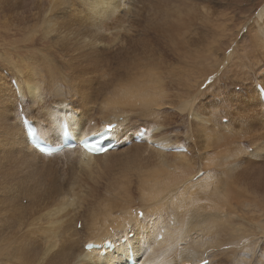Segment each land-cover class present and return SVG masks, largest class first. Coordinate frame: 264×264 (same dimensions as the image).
<instances>
[{
  "label": "rangeland",
  "instance_id": "374dc122",
  "mask_svg": "<svg viewBox=\"0 0 264 264\" xmlns=\"http://www.w3.org/2000/svg\"><path fill=\"white\" fill-rule=\"evenodd\" d=\"M34 1L37 2L38 0H34ZM198 4L199 3H196V6H198ZM152 5L153 3L150 4L147 1L140 2L137 5L131 3L130 5L132 9L131 12H133V14H131V21L128 20L126 18L127 16L122 13L117 15L120 18V20L118 21V23L114 25H122L125 28H129L127 34H125L124 30L120 28L116 32V34H118L117 38L114 39V36H111V34L108 35V33H110V31H112L115 26L112 24L106 26L107 38L104 40L105 47L103 53H99V55L95 53H91V62L97 58V61L95 62V64H93L94 67L92 66L91 68L92 73H90L91 70L86 71L83 70L81 67L80 68L78 67V65L82 61V57L81 58L75 57V60L69 58L71 55H68V51L65 48L66 44L65 45L63 43L56 44L52 42V40L50 39L51 37H44L42 31L40 30V24L35 25L36 28L35 27L31 29L26 28V31L25 29L18 30L16 27L13 26H10L9 29L5 27L3 24H5V22H7L8 24L10 23L12 24V22L15 19L13 17H10L11 15L9 14L5 15L3 13H0L1 14L0 15V262L1 263L10 262L9 258L13 252L12 251L13 247L18 253L20 252L28 253V255L32 257L38 255L40 250H45L48 248L50 249L51 254L49 253L50 257H47L46 262L52 261L57 264H61L62 261V264L66 263L68 260V258H66L68 254L62 252V250H65V248L68 249L67 236H70L71 230L73 231L74 235L76 232L78 235L76 234L75 235L76 237L75 236L71 237V239L75 241V247L76 245L80 247L78 241L85 239L86 232L84 233V231L79 229L78 232L76 231L77 220L79 221L81 219L83 220L84 214L87 212L89 207L94 202L100 201L101 203H104L105 200H107L106 198L109 195L107 191H105V189H107L106 186L107 184H110L113 180L114 182L116 180H120L121 182H123L129 179L125 177L123 173L125 172L123 168L126 166V163L121 162L120 161L121 159H117V158L122 156L123 159L125 155L126 156L133 155L132 150L123 151L126 149H119V151H117L116 154L118 155L116 156V159L112 160L109 158L111 166L108 169L106 168H99L97 170L94 169L93 172L96 173L92 172L91 175L88 172L81 170L78 167L77 163L75 164V162H73V158H74L73 155H70L68 157L59 155L53 158L41 159L40 161L34 163H30L29 161L25 160L26 157L24 156L28 157V155H26L28 153L24 149L23 145L20 144L19 137H17L18 136L17 128H19L20 125L18 121L19 115L20 116L29 115V117L31 116L32 118L38 117V120L41 118L39 121H43L42 112L39 109L32 108L29 99H27L26 96L21 97L17 92V88L15 92V88L13 85L14 81L15 83H17V85L20 84V82H18L17 80H19L20 77L26 74L29 65L35 66L37 63H39L37 64V66L41 65L40 67H42V69L45 70L46 68L51 69L53 73L51 74V77L53 76L54 78L52 79L53 80L57 79L58 81L57 87L58 89L60 88L59 89L60 94L57 96V98H52L50 96L49 89L51 86L49 84L41 83V80L37 81L39 85L38 94L41 98V106L46 111L45 112L46 114L53 111V109L57 107L58 103L60 104L61 102H65L67 105L73 106L74 109H76L78 112L81 113L84 110L82 109V103L84 100V96L82 95L87 92L88 93L90 92L89 97L91 98L93 97V99H91L93 107H91V109L89 110L85 109L86 111L84 110V112L86 113L88 111L87 112L88 117L90 116L91 118L98 119L97 121L99 120L102 121L103 116H101L100 113L101 106L104 104L106 105L107 103L109 104V102L114 98V95L116 94L115 92L116 87H118L119 85L132 88L130 90L136 95H138L139 100L146 99L145 101H151V102L155 100L154 105L144 104V106L146 105L145 108H148V112L142 115L140 111L141 110L143 111V108L135 107L134 111H132L131 109H127L122 106L121 107L115 106L114 108L116 109H114V114L119 115L120 113H122V114L131 115L128 118L129 123L127 122V124L124 125V127L129 128L127 130L128 135L130 134L129 132H131V134L135 133V131L138 130L137 127H140V130H142L145 128L148 129L150 125H153L154 127L157 128V132L155 134L157 139L164 142H168L169 144L179 143L187 147L189 149V152H187L186 148L183 147L185 151H183L182 153L189 158L187 159H188V163L190 162L189 164L191 166L187 165L186 168H183L185 170H183L181 167L176 166L178 165L177 163H173L174 165L172 164L171 166L175 168H179L180 171L178 172V174L182 175V177L179 179L180 180L183 179L185 181L187 180L186 183L190 184L189 187H191V189H194L193 191H195L196 187H200L202 185V184L200 185L199 182L201 180L203 181L207 175L209 177H211V175L214 176L220 175L219 177L223 176L222 173L217 174L220 173L221 171H219V169H217L213 164L208 165L204 161L206 160V158L213 157L214 155L217 154L221 155V153L224 154V152L230 150L232 146L234 148L242 147L248 153L253 151L256 145L258 146L264 144L263 143L264 142V105L261 106L257 102V98H254L255 97L254 95L252 96V94L255 92L254 89L255 84L257 82H261V83L264 82V61H262L264 58V53L260 49V41L262 40V37L259 34L254 33L257 32L255 27L256 15L259 12V10L264 6V0H226V1L214 2V3H209L208 1H205L204 4H199V6H205L206 8H209V13H210L209 15L211 17L207 18L206 20L208 21L203 24L199 19H197L198 21L194 20V22L192 23L193 25L191 23L189 24L191 32L196 31V33L194 32L195 34L193 33L194 36H191V39L194 38L193 39L194 42L192 40V46H190V49H193L195 51L196 50L195 48H197V50L201 48V50H199V53L206 55V59H204L203 61L202 58L199 59L200 56L199 57L197 56L198 57V58L196 57L197 59L193 58L195 56H191L189 62L188 61L182 62L176 56L173 57V55L170 54L166 55L160 52L161 50L158 48H161V45L158 47L154 46V48H152L153 46L150 45L149 42L150 40H148V37L144 33L146 31L145 27L148 24V20L154 19V21H157L159 19L157 21L158 24H160V21L163 20V17L158 19H156L155 17H151L150 8ZM218 12L219 13L221 12L222 15L217 14ZM17 13L19 15L20 10H18ZM3 16L8 20L6 21V19H4ZM50 16L57 23L58 22L61 23V21H65L67 17H74V18L77 17L74 14V11L69 12L66 17V11L60 5H55L53 7V10L50 12ZM215 17H217L216 21H215ZM222 17H224V19ZM2 18L4 20H2L1 22ZM179 18L181 19L182 23L186 22L187 17L180 16ZM182 18L184 19V22ZM166 19L167 20L161 21L162 24L163 23L171 24L172 21L174 22L173 18L171 17H167ZM170 20L171 22H169ZM35 22L38 24V21ZM207 23L208 24L211 23V24L208 25ZM203 25H205L206 30L212 31V29L215 28L214 29L215 31H213L212 33H208L207 34L208 36H206V34H204L205 28L203 27ZM211 25H215V26H212L213 28H211L209 27ZM184 26L188 27L187 24H184ZM195 27L196 30L194 29ZM198 32H200L199 35L200 37L198 36L199 34ZM201 35H204L205 37L203 38ZM132 38H134L135 41L136 39L137 41L138 39L140 40V38L143 40L145 39L143 46L136 49L138 43L133 42V40H131ZM196 38L197 40L200 41H197ZM250 38L253 42L250 40ZM196 41L200 42L201 45L199 43H196ZM201 41L204 42L205 44L202 45ZM195 44H198V46H196ZM122 45H124L125 48L124 50H122L123 49ZM211 47L214 50L210 49ZM258 47L259 49H257ZM211 50H212L211 52L212 55H210ZM96 55L100 57L98 58ZM258 56L262 58H258ZM44 57L48 61H46ZM125 61H126V65H125ZM123 64L126 67L125 69L124 67H122ZM200 65L202 67H199ZM154 66L157 67V69L154 68ZM220 67L223 68L220 69ZM233 67L235 68L234 70L238 69V71L234 73ZM256 67L258 68L256 69ZM38 70L39 72H41V69L38 68ZM128 71L129 73H127ZM241 71L244 73L241 74ZM18 72L20 73V76ZM123 72L125 73L123 74ZM130 72L136 74H131ZM230 74L233 75L231 76ZM27 75L31 77V80L37 79L36 77H34L33 74H27ZM173 78L174 80L171 81V79ZM135 79L139 83L138 82L136 83ZM47 81L48 80L46 79V82ZM151 81L152 83H150ZM129 84L132 86H129ZM159 85H161L162 87H160ZM148 87L151 88L149 89ZM160 88H162L163 90L162 92L163 96L162 94L161 95L159 94V91H162ZM81 89L82 90L85 89L86 91L84 90L83 92ZM133 89L135 90V92ZM150 93L152 94V96H149L151 95ZM92 100L96 102L94 103ZM96 106L100 107V109H98V107ZM138 109L140 111H138ZM186 109H188V112L191 110L190 111L191 113L190 112L185 113ZM252 111L254 112V114L256 113L257 114L254 115ZM193 113H198L205 120H207L206 119L207 116H209L208 118H211L209 119L210 123L208 122L209 124H207L208 126L206 125V127L208 128L207 129L208 134L211 137L212 135L213 137H215L218 134H220L221 136L224 135L222 133L223 132L222 130L225 129L222 128V126L224 125L228 126L227 127L228 129L227 128L225 129L227 131H229V129L231 128L230 132L232 134L233 132L236 135H237L236 132L240 134L239 131H242V128H243L242 132L244 133L241 132L240 135L238 134L240 138L238 136L237 137L235 136L236 139L233 134L232 137H234V139H232L231 137L232 140H230L229 142L222 141L221 136L218 135L219 136L218 141H220L219 138L221 139V142L220 143L218 142L220 145H218V143L214 145L215 142L211 145L212 141H215L217 139L212 137L215 140H212L210 142L207 141L208 140L207 139L206 140L207 142L204 141V136L202 135V133L198 131L196 132L198 126L196 120L193 118ZM248 113L251 115H248ZM257 116H259L258 117L259 119L257 118ZM256 118L258 119L257 122L260 124H257V122H255ZM94 122L95 121H92L89 125L93 126ZM253 122L255 123V125L253 124ZM191 123H194V125ZM195 123H196V127H195ZM243 124L244 127L242 126ZM193 127H195V129ZM219 130L221 131V133H219L220 132ZM245 131L248 132L246 133ZM214 134L216 135L214 136ZM242 134L246 136L244 137V135ZM247 134L249 136H247ZM250 136H252V138H250ZM202 143H207L208 145L210 144L211 147L206 148L207 150L203 149L201 146H199ZM141 146L145 148L150 147L152 149H156L155 147L151 146V144L144 142L141 143ZM125 147L128 149L131 148L130 142L125 144ZM165 154L174 155V152L167 150ZM168 159L173 160L174 158L173 156H169ZM153 160L154 157H149L148 160H137L133 164L129 165L130 167L128 168L129 177H130L129 182L131 184L129 191V198L130 200L133 201L132 205L135 207H142L141 201L137 199L139 197V192L136 190L138 183V179H137L138 168L136 165L145 166L148 165L150 161L152 163ZM238 160L240 161L241 166L238 169L239 171L237 170L236 173L233 175V179L235 180V183L237 184V186L239 185L240 188L242 187L241 189H243L245 187L244 185H246V188H244L243 191L245 192V194L248 193L249 194V195L247 194L248 196L250 197L253 196L258 198L260 197L261 199L262 197L260 194L258 196V194L256 193L249 192V190H251L252 188L251 187L253 185L252 181L257 182V184L264 185V158L253 160L251 159V157L249 158L247 155L243 154L240 156V159ZM198 172L199 174L191 180L192 175L194 176ZM188 176L190 178H188ZM50 177L52 179H50ZM166 178L168 179V181ZM177 178L178 177H176V175L174 174V176L171 179H169L168 177H164L161 178V181L165 180L162 183H168V186L172 188H178V186H180L181 188V185H184L185 183L182 184L181 182H178L179 179L177 180ZM70 186H72V189L76 194L74 200L75 204H77L80 207L77 208L76 205L73 206L75 210H72L71 213H69L66 217H64L65 224L62 225L63 226L62 228L65 227L64 229L66 230L64 233V229H61L60 227H57L58 228L57 229L56 226H50L49 223L51 220L45 217L42 218L41 214L46 210V208H51V205H54L58 202V198L60 197L58 195V192L60 194L61 192L62 193L67 192V189L69 191ZM195 192L198 193L196 194L193 193L194 194V195L192 194L193 198L195 196V199L200 198L199 200L203 202L202 201L204 197L203 193H201L202 194L201 195L199 191H195ZM55 195H58V197ZM39 213L40 215H38ZM242 214L240 217L242 218L241 222L238 221V223L239 224L243 223L246 233L256 234L261 237H264V228L261 229L257 225V222L264 220L263 218L264 216L262 217L260 213L253 214L248 211H245ZM192 217L193 220H191L188 230L190 229L191 233L193 234L192 236L195 238L196 236L199 235L200 229L198 226H201L200 228H202L203 225H205L207 221L210 220H206L207 218L202 220L201 215H196ZM168 218L170 219V215ZM201 220L204 222H201ZM170 222H172V220H170ZM193 223L195 226L193 225ZM191 225L194 226L193 229L195 230V232L194 230H191ZM69 226L71 229L70 228L68 229ZM73 226H75L74 227L75 230L72 229ZM48 227L49 228L52 227L50 228V231ZM41 231L43 233L45 232L44 235L43 233H38ZM41 236L44 238L41 239L42 238ZM157 239H159V236ZM263 239L264 238H262L258 242L249 243V246L253 248L252 250L251 247L250 249H244L247 252L248 250H251V252H249L251 253V258L249 260L250 264H256L257 260H255L254 258L257 259L256 257L257 253H259L260 251V249L257 250L256 248H260L261 246H262L261 248H263ZM50 240H53L55 242L53 243V241ZM203 240L206 241V238H203ZM26 242L28 243V245ZM255 243L257 244V246ZM201 246L203 249L199 247L196 256L199 255V257L202 258H206L207 256L209 260L207 258L206 259L209 262L211 261L209 264H213L214 262H216L214 264H217V262L219 263L220 261H222V263L220 262L219 264H231V259L222 260L225 257H223L224 255H222L220 252L214 250L213 248H211L210 250L205 245H201ZM2 247L3 249H1ZM51 248L54 249L51 251ZM201 250H203V252ZM58 251L60 252L61 257L59 256V253L58 254L56 253ZM54 252L56 254H54ZM182 252L187 253L188 251L183 250ZM209 253H210V257H209ZM192 255L193 254H191V256ZM195 258L196 257H193L191 260ZM11 261L12 264H19L20 262L17 261V259H13Z\"/></svg>",
  "mask_w": 264,
  "mask_h": 264
},
{
  "label": "bare ground",
  "instance_id": "6f19581e",
  "mask_svg": "<svg viewBox=\"0 0 264 264\" xmlns=\"http://www.w3.org/2000/svg\"><path fill=\"white\" fill-rule=\"evenodd\" d=\"M143 1L144 2L147 1L150 4L153 3V5L150 8L151 17H155L156 19L163 17V20L160 19L161 21L167 20L166 19L167 17H171L174 20V22L172 21L171 24H168V23L162 24L161 21H160V24H158L157 21L159 19L157 21H154V19L148 20V24L145 27L146 31L144 33L148 37V40H150L149 42H150V45L153 46L152 48H154V46L158 47L161 45V48H158L161 50L160 52H162L166 55H169V54L173 55V57L176 56L182 62H184V61L189 62L191 56H195V57H193L195 59H197L200 56L199 59L202 58L203 61H204V59H206V55L199 53V50H201V48H200L201 46L198 47V48H200L198 50H197V48H195L196 49L195 51L193 49H190V46H192V40L194 39L193 37H192L193 39H191V36H194L193 33L194 32L196 33V31L191 32L189 24L190 23L192 24L194 22V20H197V19H199L201 21V23L203 24V23H206L208 21V20H206L207 18L211 17L209 15L210 14L209 8H206L205 6H199V4H204L205 1H208L209 3H214V2H222V1H226V0H38L37 2H35L34 0H0V11H1L0 13H3L5 15L9 14V15H11L10 17H13L15 19L12 22V24L11 23L8 24L7 22H5V24H3L5 27H7L9 29H10V26H13V27H16L18 30H20V29L24 30L25 29V31H26V28L31 29V28H34L35 25L40 24V30L42 31L44 37H51L50 39L52 40V42H54L56 44L57 43H63L64 45L66 44L65 48L68 51V55H71L69 58H72L73 60H75V57L76 58L82 57V61L78 65V67L79 68L81 67L83 70L88 71V70H91L93 64H95V62L97 61V58H96L91 62V53H95V54L99 55V53H103V51H104V47H105L104 40L107 38L106 37V35H107L106 34V31H107L106 26H108L109 24L114 25V24L118 23L120 18L117 15L120 13L126 15L127 16L126 18L131 21V14H133V12H131V10H132L131 6H130L131 3L134 5L135 4L137 5L138 3L143 2ZM196 3H199L198 4L199 7L196 6ZM55 5L62 6V8L66 11V17L68 15V13L72 12V11H74V14L77 17H75V18L74 17H67V19L65 21H61V23L60 22L57 23L50 16V12L53 10V7ZM18 10H20L19 15L17 13ZM33 12H35V13H33ZM148 13H149V11H148ZM197 13H198V15H197ZM199 13H201V14H199ZM217 14H221V12L220 13L218 12ZM4 16H3V18H4ZM180 16L187 17V19L185 18L187 23L186 22L182 23L181 19L179 18ZM217 17H219V16H217ZM217 17H215V21L217 20ZM3 18L1 19V22H2V20L6 19V18H4V19ZM222 18L224 19V17H222ZM7 20L8 19H6V21ZM182 20L184 22L183 18H182ZM35 21H38V24ZM169 22H171V20ZM211 23H214V22H211ZM184 24H187L188 27H185ZM210 24H208V25H210ZM217 24H218V22H217ZM255 24H256V26L255 25L254 26L256 27L257 32H254V33L259 34L262 37V40L260 41V49L264 53V6L257 13ZM205 25H203L204 28H205ZM114 26H115L114 29L112 31H110V33H108V35L111 34V36H114V39L117 38V36H118V34H116L117 30H119L121 28L124 30V33L127 34L128 29H129V28H125L122 25H114ZM194 26H195V24H194ZM212 26H215V25H211L209 27L213 28ZM194 29L196 30V27ZM207 29H209V28H207ZM214 29H212V31L211 30L208 31L205 28L204 34H206V36H208L207 34L215 31ZM8 32H10V31H8ZM198 33H199L198 34V36H199L200 32H198ZM202 34H203V32H202ZM198 36H196V37H198ZM201 36L203 38L205 37L204 35H201ZM131 40H133V42L138 43V46L136 48V49H138L141 46H143L145 39L143 40L140 38V40L138 39V41H137V39H136V41H135L134 38H132ZM196 40H197V38H196ZM250 40H251V38H250ZM197 41H200V40H197ZM197 41H196V43L200 44V42H197ZM193 42H194V40H193ZM203 44H205V43L202 42V45ZM195 45L198 46V44H195ZM246 45H248V44H246ZM122 48H123L122 50L125 49L124 45H122ZM210 49H212V47ZM257 49H259V47ZM212 50H214V49H212ZM212 50L210 51V55H212V53H211ZM65 53H63V54H65ZM258 54H260V53H258ZM44 56H46V55H44ZM97 57L99 58L100 56H97ZM258 58H262V57L258 56ZM44 59L46 60L45 57H44ZM260 60H258V61H260ZM46 61H48V60H46ZM262 61H264V58ZM262 61H261V63H262ZM34 62H35V60H34ZM48 63H50V62H48ZM261 63H260V65H261ZM37 64H39V63H37ZM37 64L36 65L34 64L35 66H30V65L28 66L26 74H24V76L20 77V79L17 80L18 82H20L19 85H17V83H15V81L13 83L14 88H15V92H16V88H17V92L19 93V95L21 97L26 96L27 99H29V102L31 103V107L39 109L43 114L42 115L43 121H39L41 118L38 120V117L32 118L31 116L29 117V115L28 116H26V115L20 116L19 115L18 121H19L20 125L18 124L19 128H17L18 129V132H17L18 136L17 137H19L20 144L23 145L24 149L28 153V154H26V155H28V157L24 156V157H26L25 160L29 161L30 163H34V162L40 161L41 159L53 158V157H56L59 155L66 156V157L73 155L74 156L73 162H75V164L77 163L78 167L81 170L88 172L91 175V173L93 172L94 169H96V170L99 168L108 169L111 166L109 158L112 160L116 159V156H118L116 154H117V151H119V149H126L123 151L132 150L133 151V155L131 153L132 156H126L125 155L123 157V159H122V156L117 158V159H121L120 160L121 162L126 163V166L123 168V170L125 172H123V173H124L125 177L130 179L129 171H128V168H130L129 167L130 164H133L137 160H148L149 157H154L153 162L151 163V161H150V163L148 165H145V166L136 165L138 168V173H137L138 183H137L136 190L139 192V197L137 199L139 201H141L142 207H135L132 205L133 201L130 200V198H129V191H130V185H131L129 182V179H127L126 181H123V182H121L120 180H116L114 182V180H113L110 184H107L106 185L107 189H105V191H107V193L109 194L106 198L107 200H105L104 203H101L100 201L94 202L89 207V209L87 208L88 210L84 214L83 220L81 219L82 223H81V220L80 221L77 220L76 231L78 232V229H79V230L84 231V233L86 232L85 239L78 241V244H80V247L78 245H76V247H75V241H73V239H71V237H74L77 234L76 232L74 235L73 231L71 230L70 236H67L68 241L67 240L66 241L68 242V244H67L68 249H66L64 247L65 250H62V252H65L66 254H68L66 257V258H68V260L66 263H63V264H129L130 259L133 261V264H209L211 261L210 262L208 261L209 259L207 258V256H206V258L208 260L206 258L199 257V255L196 256V253H198L197 251H198L199 247L202 248L201 245H205L210 250H211V248H213L214 250L220 252L222 255H224L223 257H225V258H223V259L221 258V259L222 260L231 259V264H250L249 260L251 258V253H249V252H251V250L253 248L251 246H249V243L258 242L264 237H261V236L256 235V234L246 233L243 223L239 224L238 221L241 222V219H242V218H240L241 214L245 211L251 212L253 214L254 213H257V214L260 213L262 217L264 216V185H260V184H257V182L252 181L253 185L251 186L252 188H251V190H249V192L256 193V194H258V196L260 194L262 198L260 199V197L259 198L253 197L252 196L253 194L251 195L252 197H250V196H248L249 195L248 193H247L248 194L247 195L243 191V189L246 188V185H244L245 187L243 189H241L242 187L240 188L239 185L237 186V184L235 183V180L233 179V175L236 173V171L241 166L240 161L238 160V159H240L241 155L245 154L249 158L251 157V159H253V160L264 158V144L258 145V146L256 145L254 147L255 149L251 152H248V153L242 147H235L234 148L232 146V148L230 150L224 152V154L221 153V155L217 154V155H214L213 157L206 158V160H204V161L208 165L213 164L217 169H219V171H221L220 173H217V174L222 173V175L224 177L223 176L219 177L220 175L219 176L211 175V177H209L207 175L203 181L201 180L202 182L201 181L199 182L200 185L201 184L202 185L200 187H196L195 191H199L200 194L203 193V195H204V197L202 199L203 202H201V200H199L200 198L195 199V196L193 198L192 194L193 193L196 194L198 192L193 191L194 189H191V187H189L190 184L186 183L187 180L185 181L183 179H181V180L179 179L182 177L181 174H178V172L180 171L179 168H175V167L171 166L173 163H177L178 165H176V166L181 167L183 169V168H186L187 165H190L189 164L190 162L188 163L189 158L185 154H183L182 152L175 151L181 147L186 148L187 152H189V149L187 147H185L184 145H181L179 143L169 144L168 142H164V141L157 139L155 136V134L157 132V128L154 127L153 125H150L148 127V129L145 128L142 130H140V127H137L138 130H136L135 133L131 134V132H129L131 135L130 134L128 135L127 130L129 128L124 127V125L127 124L128 118L131 115L120 113L119 115H121V116H119L118 114H114V109H116L114 107L115 106H120V107L122 106V107H125L127 109H131L132 111H134L135 107L136 108H143V111L142 110L140 111L138 109V111H140L141 115H142V114L148 112V108H145V106L147 104L154 105L155 100H153L152 102L151 101H145L146 99L145 100H139L138 95H136L135 93H133L130 90L132 88H128V87L119 85L118 87H116V91H115L116 94L114 95V98L109 102V104L107 103L108 105L107 104L102 105L101 109H100V107L96 106V107H98V109H100L101 116H103L102 121H100V120L97 121L98 119L91 118L90 116H89L90 117L89 118L88 113H87L88 111L86 112L87 115L84 112L85 109L89 110V109H91V107H93L92 102H91V99H93V97L92 98L89 97L90 92L89 93L87 92V93L82 95V96H84L85 101L83 100L82 109H84V110L81 113L78 112L76 109H74L73 106L67 105L65 102H61L60 104L58 103L57 107H55L53 109V111L46 114L45 113L46 111L41 106V98L38 94L39 85H38L37 81L41 80V83H44V84L47 83L51 86L49 89L50 91L49 90L48 91H49V94L52 98H57V96L60 94V91H59L60 88L58 89V87H57V83H58L57 79L53 80L54 79L53 76L51 77V74H53L52 70L47 69V68H46V70L42 69V67H40L41 65L37 66ZM125 65H126V61H125ZM125 65L123 64V66H122V67H124V69L126 68ZM141 66H143V65H141ZM132 67H134V66H132ZM144 67H145V65H144ZM199 67H202V66L200 65ZM38 68L41 69V72H39ZM154 68L157 69V67H155V66H154ZM221 68H223V67H220V69ZM257 68L258 67H256V69ZM173 69H175V68H173ZM231 69H232V66H231ZM234 69L235 68L233 67V70ZM166 71H167V69H166ZM237 71H238V69L234 70V73ZM125 72H123V74ZM90 73H92V70ZM127 73H129V71ZM130 73L136 74V73H132V72H130ZM150 73H152V72H150ZM242 73H244V72L241 71V74ZM18 74L20 76L19 72H18ZM27 74H33L34 77H36L37 79L31 80V77ZM54 75H55V73H54ZM49 76H50V78H49ZM102 78H103V76H102ZM151 78H150V80H151ZM234 78H235V76H234ZM46 79L48 80L47 82H46ZM236 79H237V77H236ZM83 80H84V77H83ZM125 80H127V79H125ZM173 80H174V78L171 79V81H173ZM143 81H144V79H143ZM130 82H131V80H130ZM137 82L138 81L136 80V83ZM150 83H152V81ZM130 84H129V86H132ZM257 85H259L262 88L261 91H256L255 86H257ZM159 86L162 87L161 85H159ZM255 86H254L255 92L252 94V96L254 95L255 96L254 98H257V102L261 106H263L264 103L261 102L260 97L262 94V96L264 98V82L263 83L257 82L255 84ZM160 89L162 90V88H160ZM178 89H179V87H178ZM69 90H70V88H69ZM84 90H82V91L84 92ZM134 92H135V90H134ZM162 92H163V90L159 91V94L160 95L162 94V96H163ZM24 93H25V95H24ZM149 96H152V94ZM150 99H151V97H150ZM68 101H70V100H68ZM92 101L94 102V100H92ZM99 101H101V100H99ZM98 103H100V102H98ZM144 104H146V105L144 106ZM137 105H139V106H137ZM186 107H187V105H186ZM52 108H53V106H52ZM186 110H187V112H186ZM186 110H185V113H189L191 111L190 109H189L190 110L189 112H188V109H186ZM39 114H37V115H39ZM253 114H254V112H253ZM256 114H254V115H256ZM248 115H251V114L248 113ZM208 117L209 116H207L206 117L207 120H205L198 113H193V118L196 120L197 126H198L196 132L198 131V132L202 133V135L204 136V141H206L208 139L207 141L211 142L212 140H215L213 138H216L217 140L212 141V143H211V145H212L215 142L214 145H216L218 142L219 143L221 142V139L224 142H229L230 140L234 139L235 136L236 137L238 136L240 138L239 135L243 131V128H242V131H239L240 134L238 132H236L237 133V135H236L233 132L234 137H232L233 134L230 132L231 128L229 129V131H227L225 129L228 126H225V125L224 126L221 125L223 129L225 128L224 130H222L223 131L222 133L224 135L221 136L220 134H218L219 136H221V139L219 138L220 141H218L219 136L216 134H214V136L216 135L215 137H213V135H212V137H213L212 138L208 134V131H207L208 128L206 127V125L210 123L209 119H211ZM258 117L259 116H257V118ZM22 118H25L27 120V122H29V124H31L34 127L36 138L39 137L41 140H45L48 143H50L51 145H61L62 134L64 131H67L68 136L71 137L72 139H75L77 144L74 148H71V149L66 148V149H63L62 151H60L56 154L43 155L29 144L28 139H27V134H26L24 126H23ZM257 118H256L255 122L258 121L259 118L258 119ZM221 120H223V119H221ZM254 120H255V118H254ZM254 120H252V121H254ZM92 121H95V122L93 123V126H90L89 124ZM189 121H191V120H189ZM191 124L194 125V123H191ZM253 124L255 125L254 122H253ZM257 124H260V123L257 122ZM111 126H114L113 130L108 131L107 132L108 136L105 139L101 140V142L114 144V146H115L114 150H112V151L108 150L102 154L95 155V154H91V153H87V152L83 151L78 146L80 140H83L84 138H86L90 135L91 136H98L100 134V132H102L106 129V127H111ZM242 126L244 127V124ZM195 127H196V123H195ZM195 127H193V128L195 129ZM239 127H241V126H239ZM122 129H123V131H122ZM216 129H214V130H216ZM239 129H241V128H239ZM247 129H249V128H247ZM140 132H143V138L141 139V141L139 143H135L133 141V139ZM206 132L208 135L206 134ZM217 132H218V130H217ZM213 133H215V132H213ZM219 133H221V131ZM242 133H244V132H242ZM248 134H247V136H249ZM242 135H244V134H242ZM245 136L246 135H244V137ZM231 137H232V139H231ZM236 137H235V139H236ZM10 138H11V136H10ZM250 138H252V136H250ZM128 142H130V145H131V148H129V149L125 147V144H127ZM142 142L151 144V146L155 147L156 149H152L150 147H147V148L142 147L141 146ZM219 143H218V145H220ZM254 143H255V141H254ZM199 146H201L203 149L211 147L210 144L208 145L207 143H202ZM167 150L174 152V155L165 154V152ZM194 151H195V149H194ZM207 155H209V154H207ZM169 156H173L174 159L169 160L168 159ZM20 157H22V156H20ZM172 161H175V162H172ZM2 162H4V161H2ZM202 162H203V160H202ZM136 166H134V167H136ZM183 170H185V169H183ZM98 171H100V170H98ZM130 171H132V170H130ZM100 172H102V171H100ZM93 173H96V172H93ZM174 174L176 175V177H178L177 178V180L179 179L178 182H181L182 184L185 183L184 185H181L182 189L180 188V186H178V188H172V187L168 186V183H162L165 180L161 181V178L168 177L169 179H171L174 176ZM198 174H199V172L194 176L192 175L191 180L193 178H195ZM188 178H190V177L188 176ZM50 179H52V178L50 177ZM167 181H168V179H167ZM169 181H171V180H169ZM33 183H34V181H33ZM249 185H250V183H249ZM63 191H66V190H63ZM57 192H58V189H57ZM58 195L60 196L58 198V202L54 205H51V208H46V210L41 214V217L42 218L45 217L47 219H50L51 220L49 223L50 226H56V228L60 227L61 229H64L65 227L62 228L63 227L62 225L65 224L64 223V220H65L64 217H66L69 213H71L72 210H75V208H73V206L76 205L77 208H79L80 206L75 204L74 200H75L76 194L73 191L72 186H70L69 191L67 189V192H64V193L61 192V194L58 192ZM58 195H55V196L58 197ZM38 215H40V213ZM169 215H170V219L168 218ZM196 215H201L202 220L207 218L206 220H210V221H207V223H206V220H205L206 224L205 223H204L205 225L202 224L203 225L202 228H200L201 226L197 225L200 229L199 235H198L199 237L195 235L196 237L194 238L192 236L193 234L191 233L190 229L188 230V228H189L191 220H193L192 216H196ZM73 217H74V215H73ZM170 220H172V222H170ZM202 220H201V222H204ZM197 222H199V221H197ZM72 223H70V224H72ZM193 225H194V223H193ZM257 225L259 226V228L263 229L264 228V220L257 222ZM194 226L191 225V230H194L193 229ZM74 227L75 226H73L72 229L75 230ZM50 228H52V227H50ZM50 228H49V231H50ZM60 228H59V231H60ZM69 228H70V226L68 227V229ZM65 231L66 230L64 229V233H65ZM61 232H62V230H61ZM194 232H195V230H194ZM38 233H43V232L41 231ZM44 233H43V235H44ZM59 234H60V232H59ZM40 235H42V234H40ZM158 236H160V240L157 239ZM43 238L44 237H42L41 239H43ZM203 238H206V241H204ZM50 241H53V240H50ZM54 242L55 241H53V243ZM91 243L97 245L100 248L99 249H92V250L90 248V250H85L84 249L85 246L88 244H91ZM107 243L110 245L109 248H105V244H107ZM27 245H28V243H27ZM256 246H257V244H256ZM6 247H8V246H6ZM52 247H54V246H52ZM250 247H251V250H248V252L244 250V249H250ZM261 247L256 248L257 250L260 249L259 253H257V256H256L257 259L254 258L255 260H257L256 264H264V239H263V248H261ZM1 249H3V247ZM53 249L54 248H51V251ZM183 250H186L188 252L183 253L182 252ZM12 251L13 252L9 258L10 262H8V263L7 262H4V263L0 262V264H12L11 260H13V259H17V261H20L21 263L19 262V264H57V263L52 262V261L46 262L47 257H50L49 256L50 249H48V248L45 250H40L38 255H36L34 257L28 255V253L20 252L19 250L18 251L20 253H18L14 249V247L12 248ZM201 251L203 252V250H201ZM227 251H229V252H227ZM56 253L57 254L59 253V256H60L59 251ZM56 253L54 252V254H56ZM244 253H245V255H244ZM26 254H27V256H26ZM191 254H193V255L191 256ZM204 254H205V252H204ZM193 257H196V258L191 260ZM209 257H210V253H209ZM252 257H254V256H252ZM60 260H61V258H60ZM14 261H16V260H14ZM220 262L222 263V261H220ZM214 263H216V262H214ZM219 263L217 262V264H219ZM252 263H255V262H252ZM61 264H62V261H61Z\"/></svg>",
  "mask_w": 264,
  "mask_h": 264
},
{
  "label": "water",
  "instance_id": "95a60500",
  "mask_svg": "<svg viewBox=\"0 0 264 264\" xmlns=\"http://www.w3.org/2000/svg\"><path fill=\"white\" fill-rule=\"evenodd\" d=\"M109 127H106V131ZM28 135L29 137H31L32 139L35 138V135H34V132L33 131H28ZM99 136H103L102 134L101 135H98V136H94V137H99ZM104 137V136H103Z\"/></svg>",
  "mask_w": 264,
  "mask_h": 264
},
{
  "label": "snow or ice",
  "instance_id": "6c2138e0",
  "mask_svg": "<svg viewBox=\"0 0 264 264\" xmlns=\"http://www.w3.org/2000/svg\"><path fill=\"white\" fill-rule=\"evenodd\" d=\"M113 127H114V126L109 127V128L107 129V131H112V130H113ZM85 144H87V142H85Z\"/></svg>",
  "mask_w": 264,
  "mask_h": 264
}]
</instances>
